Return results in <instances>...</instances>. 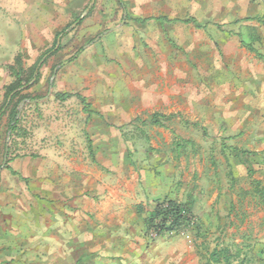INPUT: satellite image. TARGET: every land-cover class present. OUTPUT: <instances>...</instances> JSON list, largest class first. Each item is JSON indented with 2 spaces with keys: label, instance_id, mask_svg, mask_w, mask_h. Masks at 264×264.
<instances>
[{
  "label": "rangeland",
  "instance_id": "rangeland-1",
  "mask_svg": "<svg viewBox=\"0 0 264 264\" xmlns=\"http://www.w3.org/2000/svg\"><path fill=\"white\" fill-rule=\"evenodd\" d=\"M123 1L125 7L119 0H95L91 14L66 36L72 48L57 64L75 55L80 48L83 50L74 61L58 68L57 73L63 71L58 80L54 77L51 84L54 68L47 63L41 69L39 81L25 91L35 98L22 99L17 105L19 133L13 138L6 128L0 136V170L16 158L38 156V132L42 124L49 128V139L54 138L51 142L55 153L60 152L58 145L65 146L64 137H67L73 153H87L90 167L106 174L116 173L124 163L136 169L160 166L161 162H153L154 157L177 149L167 144L166 135L173 139L179 135L198 143L195 149L188 148L190 154L211 149L214 150L211 154L219 153V146L213 148L208 143L213 145L215 139L240 135L227 133L229 122L244 116L233 112L232 107L237 110L244 105L249 76L260 71L262 65L242 41L247 44L256 41V32L250 25L258 24L254 18L264 17V2ZM138 17L153 20L140 23L135 20ZM165 17L172 21L193 18L203 28L192 23L169 22ZM14 21L9 12H0L1 51L5 56L10 55V59L20 52L26 54V51H16L12 47L15 44L7 41L14 36L11 34ZM254 45L260 48L258 43ZM4 69L0 70V79L3 78L0 97L5 90V73H8V84L13 80L9 67ZM75 72L81 77L73 78ZM56 91L81 94L94 113L85 112V105L77 96L57 100ZM155 112L161 114L164 127L151 123ZM246 116L255 118L253 114ZM5 120L7 117L0 118V127ZM46 153L53 150L48 149ZM38 164L35 161L28 168L34 169ZM10 168L5 170L10 175L9 182L0 174V187L24 184L38 204L56 198V194L32 189L40 186L37 175L27 177L17 169V174H13ZM11 201L0 193V205L11 206ZM233 214L236 224L231 228L221 221L223 216L218 210L201 208L196 215L205 234H216L221 239L216 244L217 254L229 264L251 260L242 259L241 255L250 256L257 244L254 236L264 235V223L246 227L240 224L242 210L236 209ZM3 218L10 219V216L0 215V221ZM244 238L246 241L242 242Z\"/></svg>",
  "mask_w": 264,
  "mask_h": 264
},
{
  "label": "crops",
  "instance_id": "crops-1",
  "mask_svg": "<svg viewBox=\"0 0 264 264\" xmlns=\"http://www.w3.org/2000/svg\"><path fill=\"white\" fill-rule=\"evenodd\" d=\"M91 1L0 0V12H9L15 19L11 29L14 36L7 41L16 45L12 46L16 51H26L24 64L30 67L53 46L56 34ZM253 20L258 24L250 25L256 32L252 46L263 58L252 51L260 59L261 69L249 76L247 100L241 109L232 107L233 112L244 114L238 121L229 122L227 133L239 132L238 137L208 143L213 148L219 146V153L211 154V149L190 154L188 148L195 149L198 143L179 135H174L176 139L166 135L167 144L177 149L155 156L153 162H161L160 166L136 169L124 163L116 173L106 174L90 167L87 153H73L67 137L65 146L58 145L60 152L55 153L51 142L54 138L49 139V128L42 124L38 156L16 158L0 174L8 182L10 175L5 170L9 166L27 177L35 174L40 186L32 189L56 194V198L52 196L54 200L38 204L26 185H1V195L10 197L12 205H0V215L10 216L0 221V264H225L222 259L219 263L212 260L211 254L221 239L216 234H205L203 226L199 233L194 230L185 237L163 234L150 238L148 220L157 202L167 198L192 201L196 215L201 208L218 210L223 216L221 221L230 228L236 224V209L243 213L240 224L248 227L264 223V25L259 26L264 24V17ZM69 40L64 37L58 41L57 46L61 44L62 49L47 62L50 68L72 48ZM2 49L0 46V70H5L17 55L10 59ZM61 72H55L57 80ZM72 76L81 77L76 72ZM6 85L7 72L4 89ZM4 94L1 93L0 106ZM252 114L255 118L246 116ZM7 123L3 121L0 136ZM48 149L53 153H46ZM208 158L210 163L206 165ZM35 161L39 164L29 169ZM254 237L257 244L251 255H241L242 259L251 260L233 264H264V235Z\"/></svg>",
  "mask_w": 264,
  "mask_h": 264
},
{
  "label": "trees",
  "instance_id": "trees-1",
  "mask_svg": "<svg viewBox=\"0 0 264 264\" xmlns=\"http://www.w3.org/2000/svg\"><path fill=\"white\" fill-rule=\"evenodd\" d=\"M119 3L122 7H125V3L123 0H119ZM88 5V4H87ZM88 6H86L84 9H86ZM83 9V10H84ZM82 10V11H83ZM93 8L91 11L84 17L78 14L74 17L72 22L68 24L62 31L58 32L56 34V38L54 40L53 46L46 49L42 55L39 57V59L30 67H26L24 64V54L18 53L15 57V62L11 65H8L12 81L5 86V94H4V101L0 106V116L3 119V117H7V130L12 133V136H17V134L20 131V117H19V111L17 110L18 103L25 98H32L35 97L26 94L25 91L32 86H34L41 77V69L45 66V64L58 52L61 51L62 45L60 44L57 46V43L61 38L63 39L66 37L72 30H74V27L80 25L83 23V21L91 14ZM137 22L140 23H146L150 20H153L152 17L148 18H141L138 17L135 19ZM165 20L169 22H182V23H193L199 28H203L201 24H199L195 19L193 18H186V19H174V21L168 19L165 17ZM245 46L250 49L251 51L256 52V54L263 58V55L260 54L253 46L252 44L244 43ZM83 50V47L79 49V51L73 55L72 57L68 58L64 62H60V67L64 66L66 63L74 61L79 52ZM54 67V69H55ZM73 96H77L85 105V112H88L90 115L94 113V111L91 110V107L89 103H87L86 98L82 96L79 93H71V92H56L55 97L57 100L60 101H66L70 99ZM151 123L153 125L157 126H164V123L161 121V114L159 112H155L152 115ZM118 128H123V126H120ZM90 150H92L93 146L90 141L89 143ZM92 152V151H91ZM244 153V152H243ZM10 168V166L8 167ZM11 169V168H10ZM12 173L17 174V172L13 169ZM201 223L199 221V218L196 216V214L193 213V202L188 200L187 202H179L177 200L173 199H163L161 201H158L154 211L151 214V217L148 220V232L150 228H155L158 232V235L168 234L169 232H175V234H179L182 230H188L189 228L195 230V233H199L201 230ZM227 248V247H226ZM228 251V249H227ZM211 258L214 262L219 263L221 261V257L218 256L216 248L211 254ZM229 264V263H225Z\"/></svg>",
  "mask_w": 264,
  "mask_h": 264
},
{
  "label": "built area",
  "instance_id": "built-area-1",
  "mask_svg": "<svg viewBox=\"0 0 264 264\" xmlns=\"http://www.w3.org/2000/svg\"><path fill=\"white\" fill-rule=\"evenodd\" d=\"M256 1H258V2H264V0H256ZM168 234L174 235L175 232H169ZM186 234H187V230H182L181 232H179V235L184 236V237L186 236ZM148 235H149L150 238H157V237H159L158 232H157V230L155 228H150L149 229V232H148Z\"/></svg>",
  "mask_w": 264,
  "mask_h": 264
},
{
  "label": "water",
  "instance_id": "water-1",
  "mask_svg": "<svg viewBox=\"0 0 264 264\" xmlns=\"http://www.w3.org/2000/svg\"><path fill=\"white\" fill-rule=\"evenodd\" d=\"M94 3H95V0H92L91 3H90V4L88 5V7L86 8L85 12L81 15L82 17L86 16V15L89 13V11L91 10V8H92V6L94 5ZM58 68H59V67H57V68L55 69V71H54V75H53V77H52L51 84H53V79H54V77H55V72L58 70ZM0 118H1V116H0Z\"/></svg>",
  "mask_w": 264,
  "mask_h": 264
}]
</instances>
